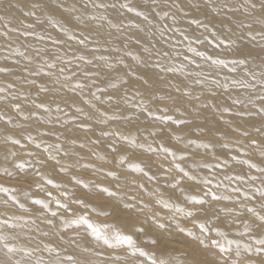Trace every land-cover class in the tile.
Returning <instances> with one entry per match:
<instances>
[{
    "label": "bare ground",
    "instance_id": "bare-ground-1",
    "mask_svg": "<svg viewBox=\"0 0 264 264\" xmlns=\"http://www.w3.org/2000/svg\"><path fill=\"white\" fill-rule=\"evenodd\" d=\"M251 3L257 5L255 10ZM34 4L39 7L34 8ZM101 4L105 6H97ZM125 4L135 11L122 7ZM225 4L233 11H228ZM29 11L35 15H26ZM261 11L260 0H212L211 3L207 0H156L155 3L153 0H0V67L9 69L7 72L15 71L9 75L0 72V88L5 89L0 92V185L15 189L0 191V219L23 217L11 221L19 227L5 226L2 231L17 237L10 243L32 252L31 256L18 253L12 257L13 261L19 259L21 264H37L42 260L45 264H56L59 260L60 264H72L67 259L69 256L74 258L75 264H139L145 260L139 255L133 256L126 246L109 247L96 241L84 230L85 226L64 223L83 215L100 225H114L116 230L132 235L140 247L156 252L159 258H169L172 264H187L188 257L207 264L219 261L215 257L221 252L210 241L219 239L223 244L225 240L217 237L214 228H219L230 236L227 239L239 241L242 246L256 247L250 236L260 238L264 235V225L247 209L255 208L264 215L261 207L264 198H258V201V196L255 197L260 194L257 189H264V172L241 161L264 168V118L259 112L264 103L259 97L264 95V56L256 55L264 40L259 35L255 40L248 36L249 31L254 35L258 33L261 24L254 23L251 30L238 25L240 21L251 22L260 17ZM138 12L144 15H137ZM145 15H148L147 19ZM193 19L207 24V30L190 23ZM53 21L67 31H61ZM226 25L232 28L231 32L227 31ZM213 31L215 36H212ZM25 32L30 35H23ZM202 34L208 36L205 44L207 40L227 41L230 38L232 48L226 52L222 47L224 49L211 53V46H208L213 44H207L209 50L202 42L199 46L196 44L203 41ZM81 39H85V44L78 42ZM189 48L200 52L207 49L208 55L224 59L242 53L248 57V67L239 66L236 72H231V65H214L190 52ZM16 49L24 55H18ZM250 51L251 56L248 55ZM79 56H84L85 60H79ZM100 56L107 59L100 60ZM179 56L181 59H176ZM88 60L92 63L88 64ZM49 64L56 67L49 68ZM60 68L65 69L63 74ZM161 68L165 70L161 71ZM169 68L177 71H167ZM47 72L54 75L47 76ZM85 72L90 75L85 76ZM246 72L254 73L255 78ZM65 76L72 79L65 80ZM31 80L35 84L28 83ZM197 80H202L203 84H197ZM234 80H243L255 87L263 85L259 96L254 90L259 98L247 97L246 93L241 96L236 91L241 87L234 84ZM77 82L84 84V88L73 90ZM40 85L49 91H41ZM176 87L181 90L177 92ZM231 89L235 93L230 92ZM185 92L191 95H185ZM160 96L166 98L161 100ZM180 100L184 103L176 102ZM235 100L240 103H234ZM39 103L47 104L51 111L36 109L35 104ZM15 104L20 105L19 112L13 107ZM57 105L63 111L57 112ZM165 107L167 112L162 111ZM77 108L83 111L77 112ZM148 112L153 115L149 116ZM160 115L191 123L177 125L168 121L156 124L155 117ZM113 116L119 118L112 119ZM144 116H149L150 120L143 121ZM243 118V129L236 130L229 125ZM226 121L228 125H223ZM257 131L261 133L257 134L259 138L255 135ZM9 136L18 139L20 144L7 140ZM177 136L181 139L177 140ZM130 139L144 147L132 146ZM190 141L210 144V153L205 151L206 148L204 153L197 143ZM50 145L53 147L45 151ZM160 145L186 159H173L160 150ZM149 147L156 151H149ZM50 154L56 159H50ZM121 157H126L125 163L120 162ZM19 163H24L26 168L19 169ZM177 163L196 180L183 176L174 166ZM130 164H140L144 172L132 171ZM5 169L12 175H7ZM109 172H115L118 179L109 176ZM147 176L155 179H147ZM238 176H243V180L235 179ZM73 177L84 183L77 184ZM205 178L211 184H203ZM177 181L182 182L173 187ZM55 184L61 187L57 188ZM97 185L109 187L119 195L110 198L100 193ZM235 188L240 191L234 192ZM209 189L227 199L213 200L204 196ZM65 192L67 196L63 195ZM190 195L207 202L194 204L186 199ZM13 196L19 203L12 199ZM159 199L172 207L164 208L157 203ZM36 200L49 203L51 211L36 204ZM56 200L67 204L68 208L59 207ZM76 200H83L86 206L75 203ZM125 204L134 207L126 209ZM144 205L148 207L144 208ZM177 207L184 211L178 212ZM141 208L144 210L139 211ZM52 211L58 215L53 217ZM189 211L195 215L186 216ZM154 214L160 223L168 225L167 229L156 227L152 219ZM177 222L196 236L202 235L198 224L204 223L210 230L204 234L209 247L205 249L186 232H178ZM246 225L251 227V233L240 235L245 232ZM136 234H139L138 239ZM157 237V245L147 242ZM66 243L72 244L74 249ZM46 245L56 251L49 252ZM231 247L232 254L222 253L224 260L219 264L237 259L236 246ZM253 252L254 256L259 255L251 258L254 263L250 259L243 260L253 253L246 252L248 256L242 251L240 264H264V254ZM7 260L4 251H0V264Z\"/></svg>",
    "mask_w": 264,
    "mask_h": 264
},
{
    "label": "snow or ice",
    "instance_id": "snow-or-ice-1",
    "mask_svg": "<svg viewBox=\"0 0 264 264\" xmlns=\"http://www.w3.org/2000/svg\"><path fill=\"white\" fill-rule=\"evenodd\" d=\"M153 2L155 3L156 0H153ZM207 2L211 3L212 0H207ZM97 6L98 7H104L105 5L101 4V5H97ZM33 7L36 8V7H39V5L38 4H34ZM113 7H114V5H113ZM122 7H126L128 9V11H130V12L135 11L134 8L129 7L127 4L122 5ZM224 7L228 8L227 4H225ZM256 7H257V5L255 3H251V8L253 10H255ZM260 8L262 10L260 17L255 18V20H253L251 22L240 21L239 25H238L239 27L251 30L253 28V24L254 23L261 24V26H262L261 30L258 33H256L255 35L253 34L252 31L248 32V36L252 40L256 39V35H259L261 37V39L264 40V0H260ZM213 10L214 11H218V9H215V8ZM228 11H233V9L228 8ZM245 11H248V9H245ZM26 15H33L34 16L35 12L29 11L28 13H26ZM137 15H144V13L138 12ZM165 15H167V13H165ZM92 18L93 19H97V17H92ZM144 18L147 19V16L145 15ZM99 19H105V17H99ZM228 19H229V22L231 23V18L229 17ZM173 20L175 21V18H173ZM190 23L196 24L198 27H203L206 30L208 28V25L204 24L199 19H193V20L190 21ZM53 24L55 26L60 27L61 31H67V29L64 28L62 25H56V23L54 21H53ZM27 27L31 28V27H34V25H27ZM137 27H138V25H137ZM225 27L227 28V31H229V32L232 31L231 27H229L227 25ZM176 31H179V29H176ZM23 35H30V33L25 32V33H23ZM212 35L215 36L216 33L213 31ZM70 38L71 39H76L75 36H71ZM40 39H43V37H40ZM185 39H188V37H185ZM78 42L83 45V44H85V39H81ZM198 42H202V41H198ZM56 43H59V41H56ZM221 44H225L226 47H229V48H231V46H232V43L230 42V38L227 41L226 40H220L219 43H217L215 46L218 48V47H220ZM95 50L98 51L99 49H95ZM188 50L190 52H194L198 57H201V58H203L206 61H210L214 65H219V66H223V67H228L229 65H231V67L229 68V71H231V72H236L237 68L239 66H243V67H245L247 69L248 63H249L248 57L244 56L242 53H241L240 56H234L231 59H224V58H219V57L214 58L213 56L208 55L206 52L197 51L195 48H189ZM15 51L17 52L18 55H21V56L24 55V53L20 52L18 49H16ZM145 51H147V49H145ZM165 55H167V53H165ZM248 55L249 56L252 55L251 51L249 52ZM256 55L264 56V45H261V51L259 53H256ZM78 59L79 60H85V57L84 56H79ZM99 59L100 60H106L107 57L100 56ZM185 59H187V57H185ZM87 63L91 64L92 61L88 60ZM193 63H194V61H193ZM262 63H264V60H262ZM48 67L49 68H55L56 65L55 64H49ZM157 67H159V65H157ZM197 67H200V65H197ZM164 70L165 69L161 68V71H164ZM7 71H9V69L0 68V72H7ZM59 71H60L61 74H63L65 69L64 68H60ZM167 71H177V69L169 68V69H167ZM38 74L39 73H30V75H38ZM246 74L249 75V76H253V78H255V74L252 73V72H246ZM45 75L52 76V75H54V73L47 72V73H45ZM87 75H90V74L85 72V76H87ZM196 75H201V74L197 73ZM64 79L65 80H71L72 77L71 76H65ZM56 82L57 83L59 82V78L57 79ZM145 82H147V81H145ZM28 83L35 84V81L31 80V81H28ZM196 83L197 84H203V81L202 80H197ZM213 83H218V81H213ZM233 83L234 84H238L241 87H250V85H248L243 80H234ZM65 87H67V85H65ZM113 87H116V85H113ZM225 87H226V85H225ZM83 88H84V84L77 82L75 84L73 90H75V89H83ZM40 90L44 91V92L49 91V89L44 87V85H40ZM180 90L181 89L179 87H176V91L177 92H179ZM4 91H5L4 88H0V92H4ZM185 95H189L190 96L191 93L190 92H185ZM15 98L16 97H13V99H15ZM165 98L166 97H164V96H160L159 97V99H161V100H163ZM97 99H99V98L97 97ZM109 99H111V97H109ZM261 99H264V97H261ZM234 103L238 104V103H240V101L239 100H235ZM13 107L18 112L20 111V105L19 104H15V105H13ZM35 107H36V109H43L45 112H50L51 111V109L45 103L35 104ZM56 111L60 112V111H63V109H61L60 106L57 105L56 106ZM76 111L77 112H82L83 109L77 108ZM145 111H147V109H145ZM162 111L167 112L168 111L167 107L162 109ZM259 112L261 114H264V107H261L259 109ZM240 114L242 115L243 113H240ZM148 115L152 116L153 113L152 112H148ZM0 118H2V117H0ZM27 118L28 117H25V119H27ZM118 118L119 117H115V116L112 117V119H118ZM155 119L159 120V121H163V122L172 121L173 123H175L177 125H183V124L191 123V121H187V120H184V119L173 120V117L170 116V115L156 116ZM9 123H11L10 120H9ZM47 134H49V133H45V135H47ZM102 135H111V133H102ZM116 135H119V133H117ZM245 135H247V133H245ZM6 139L11 141L13 144H20V141L18 139H13L10 136L7 137ZM29 139H34V138L29 136ZM123 139H128V138L127 137H123ZM176 139L179 140V139H181V137L177 136ZM129 143L132 146H134V147H144L143 145H137L136 141L134 139H130ZM190 143H197V142L196 141H190ZM253 143H255V142H253ZM81 146H83V145H81ZM197 146L198 147H204V148L211 147V145L208 144V143H203V144L197 143ZM224 146L227 147V145H224ZM37 147H40V145L37 144ZM52 147L53 146H51V145L46 147L45 151H49V149L52 148ZM55 147L56 148H60L59 145H56ZM112 150L116 151L115 148H113ZM148 150L149 151H156V149H152L151 147H149ZM160 150L163 153L167 154V155H171L173 157V159H179V160L186 159V157L183 156V155L177 157L176 152L172 151L171 148L164 147L163 145H160ZM67 154L68 153H65V155H67ZM12 155L15 156V153H12ZM30 155H31V153H30ZM49 158L50 159H56L55 156H51V154H50ZM120 162L121 163H125L126 162V157H121L120 158ZM56 163H59V160H57ZM241 163H247L250 168H257L258 171L264 172V168H258L256 164H253L250 161H241ZM174 166H175L176 169L179 170L180 173L183 174V176L188 177V179H190V180H196V177L192 176L188 172H186L185 169L180 164L177 163ZM193 166L195 167V165H193ZM17 167L19 169H25L26 165L24 163H19L17 165ZM205 167H209V165H205ZM129 168L132 171L144 172V168L140 164H130ZM61 170L65 171V169H63V168ZM5 172L9 176L12 175V173L7 172V169H5ZM145 174L147 175V173H145ZM108 175L118 179V176H117V174L115 172H109ZM149 178L150 179H155V177H149ZM227 178L228 179H232V177H227ZM73 179L76 181L77 184H83L84 183L82 180H79L76 177H73ZM235 179L243 180V176L235 177ZM252 179H256V177H252ZM181 182L182 181H177L176 184H174L172 186L173 187H177ZM47 183L54 184V182L52 180H47ZM202 183L207 185V184H211V181L205 178L202 181ZM54 186L57 187V188L61 187V185H59V184H55ZM218 186L219 185H217V187ZM84 187H88V185L84 184ZM96 187L99 189L100 193L106 194L110 198L117 197L119 195V193L117 191H114V190H112L109 187H101L99 185H97ZM141 187H143V186L141 185ZM0 191H2V192H10V191H15V189H9V188L4 187L3 185H0ZM181 191L183 192L184 189H181ZM233 191L234 192H239L240 189L239 188H235V189H233ZM257 191H259L260 196L262 198H264V190L257 189ZM48 195L51 196V193H48ZM63 195L67 196L68 194L65 192V193H63ZM204 196H210L213 200L227 199V197L218 196L215 192L211 191V189L206 191L204 193ZM12 199L14 201H16L17 203H19V201L16 200L15 196H13ZM186 199L192 201L194 204H200V205H203V204H205L207 202L205 199L198 198L195 195L187 196ZM55 202L61 208H65V209L68 208L67 204H61L59 200H56ZM35 203L41 205L43 209L51 211L49 203H46L44 200H36ZM75 203L80 204L82 206H86V205H84V201L83 200H76ZM157 203L161 204L164 208L172 207V205H170L168 202H166L163 199L157 200ZM20 207L23 208V205L21 204ZM124 207L126 209H131V208L134 207V205L125 204ZM147 207H148L147 205H144V208H147ZM261 207L264 208V201H262ZM144 208L139 209V211H143ZM176 210L178 212H183L184 211L183 208H179V207H177ZM247 210H248V212L252 213L258 219L260 224L264 225V215L259 214L256 211L255 208H248ZM107 214L108 213H104V215H107ZM51 215L53 217H55V216L58 215V213L55 212V211H52ZM185 215L188 216V217H191V216H194L195 213L189 211V212H186ZM22 219H23V217H17V216H12V217H9L7 219H0V251H4L5 255L8 257V260L5 262V264H21V260H19V259L14 260V261L12 260V257L15 256L18 253H23L25 256H31L32 255V252L30 250L25 249L23 247H18L17 245H15L13 243H10V241L15 240L17 238L15 235H6L2 231V229L5 226L10 227V228L19 227L20 226L19 224L11 222V221H17V220H22ZM61 219H63V217ZM152 219L155 222L156 227L158 229H167L168 228L167 224L159 222V220L157 219L155 214L153 215ZM31 222L35 223V221H31ZM48 223L51 224L52 221L49 220ZM64 223L66 225L75 224L78 227L79 226H85L84 230L86 232H90L91 236L94 237L96 241H98V242L102 241L103 244L108 245L109 247H119V246H122V245L126 246L131 251V254L133 256L139 255L140 257L145 258V260H141L139 262V264H170V261H168L166 259L159 258L155 254V252L146 251L143 247H140L137 244V241L133 238L132 235H127V234L122 233L119 230H116L114 225H110V224L100 225V224H97V223L93 222L87 215L79 216L78 218H76L74 220H71V221L65 220ZM198 227H199L200 232L202 234L201 236H196L193 232L186 230L184 227H181V225L178 222L175 224V228H176V230L178 232H180V233H185L186 232L188 236L193 237L195 240L199 241V244L203 245L204 248L207 249L209 247V245L207 243H205L204 234H208L210 230L205 226L204 223H199ZM141 231H143V229H141ZM251 231H252L251 227L246 225L245 232L244 233H240V235L250 234ZM215 232H216L217 237L224 238L225 243L222 244L219 239H212L210 241V243H211L212 246H214L215 248L219 249L221 253H229L231 255L232 254V247L231 246L233 244L236 246L235 247V256L237 257V259H233L231 261L226 260V261H224V264H240L239 258L241 256V252L242 251H244V252H253V251H255L257 254H264V235H262L260 238L251 237L250 236V239H254L255 240L256 247L253 248V246L251 244H244L242 246L239 243V241L227 239V234L225 232L221 231L219 228H216ZM45 235H47V233H45ZM147 242L150 243L151 245H157L159 243V238L158 237L157 238H151ZM45 247L48 248L49 252L56 251V249L48 247L47 245ZM56 254H57V256H59V252H57ZM67 259L69 261H72V264H75V261H74L73 257L69 256V257H67ZM117 259H119V257H117ZM37 264H45V262L40 260V261H37ZM56 264H60V261L57 260ZM192 264H207V262L193 260ZM214 264H219V261L214 262Z\"/></svg>",
    "mask_w": 264,
    "mask_h": 264
},
{
    "label": "rangeland",
    "instance_id": "rangeland-1",
    "mask_svg": "<svg viewBox=\"0 0 264 264\" xmlns=\"http://www.w3.org/2000/svg\"><path fill=\"white\" fill-rule=\"evenodd\" d=\"M25 3H27V2H25ZM25 3H24V4H25ZM230 12H231V11H230ZM146 16H148V15H146ZM204 35H205V33H204ZM201 36H202V38H201ZM201 36L199 35V39H200V38L203 39V41H202V40H200V41H202V44L204 45V44H205L204 41L206 42L205 39H207L208 36H203V34H202ZM212 36H213V35H212ZM209 40H211V39H209ZM214 40H215V39H214ZM239 40H240V39H239ZM217 41L219 42V40H215L214 42H211V41H208V40H207V43L205 44L206 47H207L209 44H213V45H209V46H208V47L211 46V47H210V48H211L210 50H209L208 47H207V49H208L211 53H213V52L216 53V51H219V50H221V49H224V48H222V47H225L226 52H229V51H230V50H229L230 48H229V47L226 48V45H225V44H222V45H220L219 48H217V47L215 46V45L217 44ZM208 42H210V43H208ZM260 42H261V41H260ZM197 43H199L198 46L201 45L200 42H196V44H197ZM256 43H257V46H258L259 43H258V42H255V44H256ZM207 44H208V45H207ZM223 45H224V46H223ZM212 46H215V47H212ZM231 48H232V47H231ZM207 49H206V52H207ZM212 49H213V50H212ZM227 49H228V50H227ZM177 58H178V59H181L180 56H179V57H176V59H177ZM0 68H1V67H0ZM237 69H238V68H237ZM13 72H15V71H13ZM13 72L10 71V72H7L6 74L9 75V74H12ZM237 85H238V84H237ZM259 86H260V88H259ZM262 86H263V85H259V84L256 85V87H257L258 89H260V90H258V89L255 87L254 84L251 85L250 88H249V87H241V86H240L241 88H238V90H236V91H238V93H240L241 96L245 95V93H246L247 97H250V96H252V95H254V96H257V95H258V96H259L260 93H258V92H259V91L261 92V91L263 90ZM237 87H238V86H237ZM251 87H253V88L255 87V88L252 89ZM263 87H264V86H263ZM247 88H248V90H247ZM231 90H232V89H231ZM254 90H256V92L258 93L257 95H255L256 92H255ZM211 91H213V90L210 89V92H211ZM247 91H248V92H247ZM253 91H254V94H252ZM210 92H208V93H210ZM213 92H214V91H213ZM230 92L233 93L234 91L232 90V91H230ZM242 92H243L244 94H243ZM234 93H235V92H234ZM238 93H236V95H237ZM241 93H242V94H241ZM247 93H248V94H247ZM212 94H213V93H212ZM249 94H251V95H249ZM176 95H179V93L176 94ZM240 95L238 94L239 97H240ZM258 96H257V97H258ZM178 97H179V96H178ZM252 97H253V96H252ZM257 97H255V98H257ZM259 97H260V102H261V101H264V99H261V97H264V95H260ZM259 97H258V98H259ZM240 98H241V97H240ZM176 102H178L179 104L184 103L182 100H180V102H179V101H176ZM220 105H221L222 107H224L223 103H220ZM263 105H264V103L261 104L262 107H264ZM245 113H246V112H245ZM261 117L264 118V114H261ZM239 119H242V118H239ZM239 119H236L235 124L231 123V124H229V125H230L232 128H235L236 130H238V129H240V130L243 129V128L245 127V123L243 122V121H244V118H243V120H239ZM253 119H256V118H253ZM259 119H260V118H259ZM146 120H147V121L150 120V119H149V116H144V117H143V121H146ZM239 121H240V122H239ZM160 122H161V123H168V122H163V121H159V120H158V122L156 121L155 123L158 124V123H160ZM227 122H228V121L224 122L223 125H228ZM238 122H239V124H238ZM135 123H136V122H135ZM135 123H133V124H135ZM236 123H237V124H236ZM241 123H242V126H240ZM133 124H132V125H133ZM151 124H152V123H151ZM238 125H239V126H238ZM236 126H238V128H236ZM228 127H229V126H228ZM240 127H242V128H240ZM176 131H177V132H180L181 129H176ZM257 134L260 135L261 133L258 132V131L255 133L256 137L259 138V135H257ZM201 148H202L201 150L204 151L205 148H204V147H201ZM218 149H220V148L218 147ZM221 149H223V148H221ZM199 150H200V149H199ZM201 150H200V151H201ZM208 150H209V152H207V153H210V147L205 149V151H208ZM205 151H204V153H205ZM212 153H213V151H212ZM253 169H254V168H253ZM253 171H254V170H252V173H253ZM255 172H256V170H255ZM256 174H257V173H256ZM256 174L254 173V175H256ZM146 178H147V179H150L148 176H147ZM165 189H168V188L165 187ZM260 190H262V189H260ZM263 190H264V189H263ZM241 191L245 192V191L242 190V189H241ZM254 192H255V191H254ZM255 193H256V192H255ZM258 193H259V192H258ZM255 195H256V194H255ZM257 196H258V197H257ZM255 197H257L256 199H257L258 201H260V199L262 200V197H260V194H259V195L257 194ZM258 198H260V199H258ZM250 205L253 206V205H252V202H250ZM67 226H68V225H67ZM67 226H66V227H67ZM212 230H213V229H212ZM214 233H216V232H215V228H214ZM136 236H137L136 239H138V238H139V234H136ZM228 237L230 238V236H228V234H227V238H228ZM220 239H224V238H220ZM196 241H197V240H196ZM205 242H206V241H205ZM66 244H68V243H66ZM71 245H72V244L69 243L67 246H68V247L70 246L71 249H74V248L71 247ZM198 245L201 246V245L199 244V241H198ZM72 246H73V245H72ZM76 248H77V247H76ZM155 253H156V252H155ZM248 253H250V252H248ZM251 253H253V255L250 256L249 254H247V253L245 252V254L248 255V256H250V257H246V258H244L243 260L250 259L251 262L254 263V260L251 259V258H253V256H254V252H251ZM219 254H220V255H219ZM221 254H222V253H218V254L216 253V257H215V259H219V261L224 260V259L222 258V255H221ZM224 254L227 255V253H224ZM161 256H163V255H161ZM164 256H165V255H164ZM217 256H218V257H217ZM256 256H259V255H256ZM256 256H254V257H256ZM165 257H166V256H165ZM211 257H212V256H211ZM162 258H163V257H161V259H162ZM186 258H187V257H185V259H186ZM220 258H221V259H220ZM163 259H164V258H163ZM165 259L168 260L169 258L166 257ZM192 259L194 260V258H189V257H188V258L186 259V260H187L186 263H187V264H188V263H189V264H192ZM186 260H185V261H186ZM170 264H172V262H171ZM222 264H224V261H223Z\"/></svg>",
    "mask_w": 264,
    "mask_h": 264
}]
</instances>
